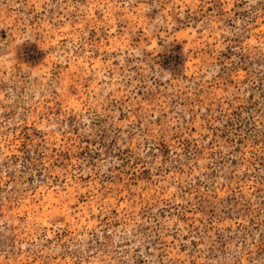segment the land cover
Instances as JSON below:
<instances>
[{
  "label": "rangeland",
  "instance_id": "obj_1",
  "mask_svg": "<svg viewBox=\"0 0 264 264\" xmlns=\"http://www.w3.org/2000/svg\"><path fill=\"white\" fill-rule=\"evenodd\" d=\"M0 264H264V0H0Z\"/></svg>",
  "mask_w": 264,
  "mask_h": 264
}]
</instances>
